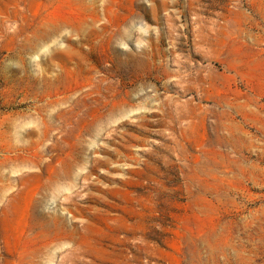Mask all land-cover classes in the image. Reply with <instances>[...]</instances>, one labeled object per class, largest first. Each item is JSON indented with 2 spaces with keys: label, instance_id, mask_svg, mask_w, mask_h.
Wrapping results in <instances>:
<instances>
[{
  "label": "rangeland",
  "instance_id": "rangeland-1",
  "mask_svg": "<svg viewBox=\"0 0 264 264\" xmlns=\"http://www.w3.org/2000/svg\"><path fill=\"white\" fill-rule=\"evenodd\" d=\"M0 264H264V0H0Z\"/></svg>",
  "mask_w": 264,
  "mask_h": 264
}]
</instances>
